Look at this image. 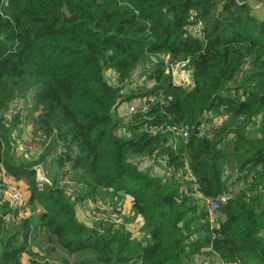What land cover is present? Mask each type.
Here are the masks:
<instances>
[{
  "label": "trees",
  "instance_id": "16d2710c",
  "mask_svg": "<svg viewBox=\"0 0 264 264\" xmlns=\"http://www.w3.org/2000/svg\"><path fill=\"white\" fill-rule=\"evenodd\" d=\"M191 17L204 25L200 38L189 33ZM160 54L187 61L189 87L173 85L162 61L146 65ZM137 69L150 87L135 95ZM15 98L26 106L7 128L0 121V162L44 212L36 227L24 220L10 232L6 218L20 209L0 205V264H47L29 242L42 230L67 255H94L76 264H196L213 255L222 264H264V16L249 0H0V113ZM138 98L148 100L144 115L112 117ZM214 121L210 138L205 126ZM19 124L52 138L46 153L59 144L55 165L68 166L78 187L38 190L40 161L14 162L6 137ZM184 127L189 138L173 150L168 129ZM156 151L169 168L187 165L205 197L228 194L215 227L174 174L161 179L131 163ZM100 189L132 196L145 242L124 228L76 222L68 192L95 203Z\"/></svg>",
  "mask_w": 264,
  "mask_h": 264
},
{
  "label": "built area",
  "instance_id": "2783aa9c",
  "mask_svg": "<svg viewBox=\"0 0 264 264\" xmlns=\"http://www.w3.org/2000/svg\"><path fill=\"white\" fill-rule=\"evenodd\" d=\"M190 21H192V24L189 25V33L197 38L202 37V33L204 30L203 23L201 21L194 20L193 17L190 18ZM162 62L165 65L164 73L168 69V74H170L171 76L170 78H173L177 71L182 70H178L180 64H183V66L187 65V61L171 63L169 61V58H167L166 60H162ZM138 73H142V70L137 69V71L133 75L132 81ZM105 77L109 84H117V77L113 72H107ZM177 78L178 80L180 78V83H172L175 86L185 87L183 84L188 83L186 81V76L184 73L178 74ZM141 79L144 81V75H142ZM25 106L26 102L24 103L21 98L13 99L9 103L8 108L0 113L1 124L4 127H8L12 122H14L13 119L16 116H23ZM147 110L148 100L146 98L133 99L127 102L123 115L129 117L141 114L144 115ZM218 124L219 122L214 121L211 126H205V131L208 133V136L210 138L213 136L212 129H214V127ZM22 126L23 125L19 124L18 128L20 129V127ZM144 131L149 133L150 135H155L158 132H161L162 130L161 128L154 129L150 126H144ZM168 132L171 134V137L168 140V145H170L173 150L176 149L178 141L186 143L189 138V130L186 127L169 128ZM52 141V138H49L48 140H43L39 137H34L30 132L26 134V136H22L19 138H17L16 136L15 145L13 148L14 154L18 158H21L23 161L28 163L36 164L38 161H40L39 164L33 167V169H40L41 176L37 178L35 174L36 185L39 191H42L46 187L54 186V183L60 189H74L78 187L74 178L69 174L70 170L68 166H61L58 168L55 165V159H57L62 153V149L59 144L52 150L51 153H46V148L49 147ZM2 147V149L4 150L5 143L2 144ZM160 154V151H156L152 157H143L141 158V160L146 162H153L154 164H157L160 168H164V170L166 171L164 174L166 176H160L161 179H169L170 176L174 174V179L181 184L182 194L184 196H190L194 198L198 209L206 215L211 226L215 227L217 225L216 216L219 212L220 206L225 201V197L223 195H219L216 197H205L202 194L196 179L191 175L187 165H185V167L182 169H176L174 167L169 168L167 165V156ZM24 199L25 197L21 185L19 184V182L16 181L15 178L11 176L9 177L4 166L0 162V205L7 204L13 209H20L24 204ZM82 208L94 224L110 225L114 228H124L126 231L129 232V225L125 222L124 216L118 210L106 207H98L95 206L93 203H90L89 201L82 202ZM213 260L218 261V258L216 257L215 259H211L210 257L200 256L195 260V263L211 264Z\"/></svg>",
  "mask_w": 264,
  "mask_h": 264
},
{
  "label": "rangeland",
  "instance_id": "374dc122",
  "mask_svg": "<svg viewBox=\"0 0 264 264\" xmlns=\"http://www.w3.org/2000/svg\"><path fill=\"white\" fill-rule=\"evenodd\" d=\"M249 5L252 7V11L253 13L256 15H262L264 16V0H249ZM167 55H158V56H153L150 57V59L148 60V63H154V62H159L162 60H166ZM187 65L183 64L179 66L178 70L182 69L181 71H177L174 75L173 78H171L172 83L173 84H178L180 83V78L178 80L177 76L180 73H184L186 76V81L188 83L183 84L186 87H189V85L192 83V79L190 78L191 76V70L187 67ZM169 70L167 69L165 74H168ZM170 76V74H168ZM142 74L138 73L135 78L134 81L136 82L134 87V90L132 92V94L134 93L135 95L139 94L141 92V90L143 88H147L150 87V83L147 84L145 83V81H143L141 79ZM171 77V76H170ZM23 100V102L25 103V99L21 98ZM126 102L122 103L121 106L118 108V112L113 113L112 117L114 119H116V116L118 118H122L120 115H122L125 112V106H126ZM124 116V115H122ZM24 122V121H23ZM7 128V127H6ZM29 132H31L29 125H23L22 127H20V129L18 128V126L15 127V129L11 132L9 131L6 135L7 140L9 142L10 148L13 150L14 145H15V137L17 136V138L22 137V136H26V134H28ZM19 136V137H18ZM52 145V142L51 144ZM14 151V150H13ZM15 155V154H14ZM22 159L18 158L17 156H15L14 162L21 164L20 161ZM23 161V160H22ZM131 163H133L139 171L142 172H151L152 176H166L164 173L166 172L164 170V168H160L157 164H154L153 162H146V161H142L141 158H135L134 160L131 161ZM228 175H232L233 177H231V181H235L236 177L234 175L233 172L229 171L227 173V175L225 177H227ZM10 177V175H9ZM75 181H77V177L74 178ZM17 181V180H16ZM19 182V184L22 187V191L24 194V204L23 206L20 208V210H18V213L20 216L16 217H8L6 218V223L8 224V230L10 232L15 231L16 226H19L21 224V222H23L24 220H28L30 222L31 227H36V225L38 224V218L40 216V214H42L44 212V207L39 205L38 203H34L33 205H30L28 202L29 199V193H28V185L25 181H17ZM229 183V182H228ZM231 187V186H230ZM233 189V187L229 188L228 190L231 191ZM228 195L227 193L225 195H223L225 197V199L227 198ZM70 198L69 204L71 205V207L74 210L75 213V220L77 223H79L80 225H83L84 227L88 228V229H92V228H97L100 227L101 229L105 228L103 226H98L96 224H94L90 218L86 215L85 211L82 208V203H77L73 200L74 196L72 195V193L69 191L68 195ZM98 198L101 199V204L106 207V208H110V209H114V210H118L119 212L122 213V215L124 216L125 222L129 225H133V226H138L140 224V222L143 221L144 218H142L141 216L138 215V213L132 208V196L128 195L125 192H116L113 191L112 189L110 190H103L100 189L99 193H98ZM216 218L218 219V214L216 216ZM108 226V225H107ZM129 230H131L129 228ZM133 232V230H132ZM135 232V233H134ZM133 232V234H135L133 238V240L135 241H139V242H145L146 239H148V232L146 230L145 227V223L143 221V224H140V229H135V231ZM30 246L32 248V250L36 253H38L43 259L44 262H46L47 264H76L82 260H93L94 259V255L90 252H83V253H78V254H74V255H67L66 252H64L57 244L54 238H52L47 232H45L44 230L40 231L39 233H33L31 235L30 238ZM66 263H63V262ZM212 264H220V262H216V263H212Z\"/></svg>",
  "mask_w": 264,
  "mask_h": 264
},
{
  "label": "crops",
  "instance_id": "0c3cea01",
  "mask_svg": "<svg viewBox=\"0 0 264 264\" xmlns=\"http://www.w3.org/2000/svg\"><path fill=\"white\" fill-rule=\"evenodd\" d=\"M102 202H101V199L100 198H98L97 199V201L95 202V203H93L95 206H98V207H104L102 204H101ZM140 224L142 225L143 224V221L142 222H140ZM140 224L138 225V226H133V225H129V228L131 229V230H129V232L131 233V235H132V237H134L135 236V234H133V232L135 231V229H140ZM132 230H133V232H132ZM135 233V232H134ZM211 259H215L216 257L213 255V256H209ZM216 262H218L217 260H213L212 261V263H216ZM211 263V264H212Z\"/></svg>",
  "mask_w": 264,
  "mask_h": 264
},
{
  "label": "water",
  "instance_id": "95a60500",
  "mask_svg": "<svg viewBox=\"0 0 264 264\" xmlns=\"http://www.w3.org/2000/svg\"><path fill=\"white\" fill-rule=\"evenodd\" d=\"M199 126H200V122H197L195 124V126L193 127V133H195L197 135L199 134V130H198ZM34 171H35L36 177L39 178L41 176L40 169L39 168H34Z\"/></svg>",
  "mask_w": 264,
  "mask_h": 264
}]
</instances>
